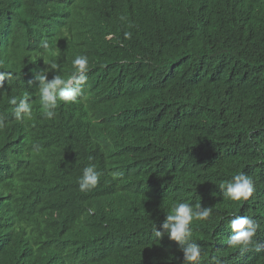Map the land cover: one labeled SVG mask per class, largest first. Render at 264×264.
<instances>
[{
	"label": "trees",
	"instance_id": "obj_1",
	"mask_svg": "<svg viewBox=\"0 0 264 264\" xmlns=\"http://www.w3.org/2000/svg\"><path fill=\"white\" fill-rule=\"evenodd\" d=\"M77 55L82 93L48 119L37 76ZM0 71V264H182L153 231L178 202L211 208L191 264H264V0H0ZM241 172L254 191L233 201ZM236 216L259 225L243 251Z\"/></svg>",
	"mask_w": 264,
	"mask_h": 264
},
{
	"label": "clouds",
	"instance_id": "obj_2",
	"mask_svg": "<svg viewBox=\"0 0 264 264\" xmlns=\"http://www.w3.org/2000/svg\"><path fill=\"white\" fill-rule=\"evenodd\" d=\"M72 65L75 70L67 79L55 75L49 80L46 70L41 71L37 76L42 105L40 111L48 119L54 118L60 112V109L57 108L58 102L74 103L82 93L87 80L86 73L89 71L88 57L77 55L72 60ZM52 68L55 69V65ZM10 75V73L0 71V88L3 87L6 77ZM29 100L30 97L28 96H24L19 102L15 97L10 98L9 102L16 105L14 115L18 120L31 116L32 110ZM50 126L54 125L51 124ZM101 175L102 173L96 170L94 164L86 166L78 179L80 191L89 192L96 188ZM221 187L226 188L227 196L233 201H246L254 191L252 181L243 172L235 175L226 186L222 185ZM88 212L92 214L93 209H88ZM210 215L211 208L209 207L194 210L190 204L178 202L173 206L172 211L165 216L161 224L162 231L157 230L156 226L154 227V235L157 239H162L167 235L169 239L178 242L183 252L182 264L198 262L201 256V247L192 239L193 233L190 225L194 219L207 220ZM258 227L259 225L250 216H236L230 221L231 235L227 239V244L234 248H240L242 251L245 250L252 243Z\"/></svg>",
	"mask_w": 264,
	"mask_h": 264
}]
</instances>
